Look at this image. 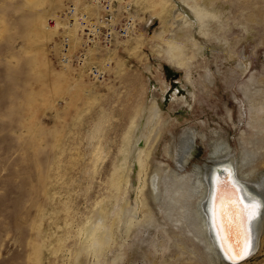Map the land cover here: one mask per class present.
Segmentation results:
<instances>
[{
  "label": "rangeland",
  "instance_id": "374dc122",
  "mask_svg": "<svg viewBox=\"0 0 264 264\" xmlns=\"http://www.w3.org/2000/svg\"><path fill=\"white\" fill-rule=\"evenodd\" d=\"M195 1L216 12L210 24L200 22L198 54L175 0H0V264H163L166 256L209 264L190 251L204 244L181 234L194 217L176 221L181 212L170 197L161 208L149 194L142 207L134 190L142 221L127 231L120 218L127 198L115 181L126 167L131 126L154 93L167 124L151 171L161 167L170 184L176 162L168 148L194 128L202 135L187 171L199 165L203 175L219 144V155L230 146L228 157L239 162L245 149L255 152L254 178L264 180V0ZM108 7L112 22L101 25L84 63H62L65 36L69 54L82 49L81 15L97 20ZM212 27L221 28L211 34ZM157 32L181 44L185 65L167 56ZM92 65L103 78L91 77ZM187 70L194 95L181 81ZM176 94L189 104L178 105ZM100 213L113 235L100 250L84 248L87 224ZM237 264H264V233Z\"/></svg>",
  "mask_w": 264,
  "mask_h": 264
},
{
  "label": "bare ground",
  "instance_id": "6f19581e",
  "mask_svg": "<svg viewBox=\"0 0 264 264\" xmlns=\"http://www.w3.org/2000/svg\"><path fill=\"white\" fill-rule=\"evenodd\" d=\"M175 1L178 5V13L176 15L182 19L185 18L188 24L187 26L192 27V33H190L189 37H191L196 47V54H198L197 52L199 49L201 50V46L199 45L197 32L199 30L203 31L200 22L210 24L211 20L216 16V12L209 9L206 5H200L197 1H195V3H190V0ZM166 2L167 1L163 3L166 4ZM208 2H210V0H208ZM180 23L181 21L178 22V26ZM72 24L74 25L75 22ZM220 25L223 26L224 23ZM210 27H208V29H211ZM217 27L219 26L217 25ZM212 29L214 28L212 27ZM180 30H182L181 27H179L178 31ZM218 30H212L211 34H216ZM154 36H158L157 38H161L165 41L164 52L171 60L177 62L179 65L188 60L186 52L182 49L181 44L174 38L164 37L161 32L155 33ZM201 36H205V34ZM204 44L202 49L205 52L209 45L206 43ZM71 63L72 59L70 58L66 64L69 65ZM182 78L183 80L181 79V81L184 83V90L194 95L191 88L192 81L190 72L187 70L185 74L182 75ZM175 99L179 101L178 105L182 107L189 104L184 94H176ZM175 107L176 106H174L173 109ZM140 113L138 120L131 126L133 133L127 137L131 144L129 143L126 152L129 151L130 145L131 147L129 156L126 155V167H124V171L121 174L122 180L115 178V181L121 185L119 189L125 192L127 198L126 204L120 209L121 222L126 226L127 231L141 224L142 220L138 214L140 212L139 208L132 202V192L134 190L137 192V200L142 204V207L145 206V204L150 206L149 194L152 198L154 197V200L158 202L159 206H161L162 198L170 197V204H172L175 209L178 207L181 212V215H178L179 217L176 221L183 222L184 219L186 221L188 216L194 217L195 219L187 226L186 231L182 230L181 234L185 233L187 236L190 232L193 237L192 239L195 238L203 243L204 248L196 250V247L194 248L191 246L190 251L198 255L199 259L206 260L209 264L229 263L219 247V242L215 236V230L211 224L213 204L212 193L215 191L214 178L219 175L221 180H224L227 175L225 169L230 168L233 170L236 179L245 186L247 191L252 192L257 197L264 198V180L261 183L255 181L254 174L256 171L255 168L250 165L252 163L251 156L254 155L255 152L245 149V153L242 155L241 161L239 162L228 157L231 156L229 145L225 150L228 156L227 154L221 156L219 154H222V150L219 148V144H216L212 158L213 164L206 166L207 168L203 175L198 171L201 169L199 165H197L198 170L194 169L192 171H187V165L195 157L197 144H199L198 139L202 135L194 128H187L182 133L180 140L168 148L171 150L168 151L170 157L176 162V168L168 171L167 176L170 177V184H168V182L165 181V176H163L161 167H156L152 171L150 170L155 145L167 124V119L164 117L161 103L155 93L150 101L147 102V106ZM248 165H250V167H248ZM198 194H200V196L198 197L197 203L191 204L192 198L194 196L197 197ZM217 204H219V202H217ZM161 212H163V209ZM143 213H145V211H143ZM225 219L227 218L225 217ZM263 233L264 212L253 222L252 251L246 256L247 258L244 257L245 259L241 262L247 260L249 256L258 249ZM112 235L113 230L111 225L104 223L103 214L100 213L95 220L87 224L85 244L83 246L84 248H96V250H100L104 244L109 242ZM175 243L176 245L183 244L178 237H176ZM193 244L196 246L194 242ZM171 256L173 257V252ZM237 263L240 262H235V264ZM163 264L186 263L185 261L181 262L178 259H170V256H166Z\"/></svg>",
  "mask_w": 264,
  "mask_h": 264
},
{
  "label": "snow or ice",
  "instance_id": "6c2138e0",
  "mask_svg": "<svg viewBox=\"0 0 264 264\" xmlns=\"http://www.w3.org/2000/svg\"><path fill=\"white\" fill-rule=\"evenodd\" d=\"M225 172L224 180L214 178L211 224L224 256L235 264L252 249L253 222L264 212V198L247 191L232 169Z\"/></svg>",
  "mask_w": 264,
  "mask_h": 264
},
{
  "label": "built area",
  "instance_id": "2783aa9c",
  "mask_svg": "<svg viewBox=\"0 0 264 264\" xmlns=\"http://www.w3.org/2000/svg\"><path fill=\"white\" fill-rule=\"evenodd\" d=\"M73 10V13L71 15H73L74 13L76 14V7L73 5L70 7V10ZM106 16H102L101 18L95 20V19H90L88 14H82L81 18L82 21L84 22V26L81 30H83L84 32V42L82 44V49L75 53V54H69V50H70V45H71V39L70 37L67 35L63 38L62 41V49H61V55H60V61L63 62L64 64L67 63L69 61L70 58L75 59L72 64H83L85 59H86V54H87V48H89L90 46H92L93 44L97 43L98 41V34L100 32H102V26L104 25L106 26L107 24H110L112 22L113 19V13L110 7L107 8V12H106ZM129 23V22H128ZM130 24H128L129 26ZM108 31L107 33L110 36H106V38H103V41L106 45L110 46L112 45V42L114 40V38H112V30L110 28H107ZM89 73L91 75L92 78H103L104 73L96 66V65H92L89 69Z\"/></svg>",
  "mask_w": 264,
  "mask_h": 264
},
{
  "label": "water",
  "instance_id": "95a60500",
  "mask_svg": "<svg viewBox=\"0 0 264 264\" xmlns=\"http://www.w3.org/2000/svg\"><path fill=\"white\" fill-rule=\"evenodd\" d=\"M251 251H252V249H251ZM250 251V252H251ZM245 258H247V257H245ZM245 258H243L242 260H240V261H238V262H241V261H243ZM227 259V258H226ZM228 261V260H227ZM229 262V264H234V262H232V261H228Z\"/></svg>",
  "mask_w": 264,
  "mask_h": 264
}]
</instances>
